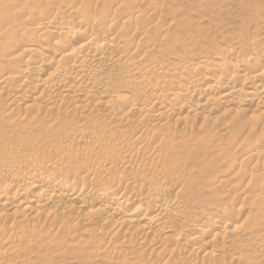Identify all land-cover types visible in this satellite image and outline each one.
<instances>
[{"label":"bare ground","instance_id":"1","mask_svg":"<svg viewBox=\"0 0 264 264\" xmlns=\"http://www.w3.org/2000/svg\"><path fill=\"white\" fill-rule=\"evenodd\" d=\"M209 4L0 0V264H264V11Z\"/></svg>","mask_w":264,"mask_h":264},{"label":"rangeland","instance_id":"2","mask_svg":"<svg viewBox=\"0 0 264 264\" xmlns=\"http://www.w3.org/2000/svg\"><path fill=\"white\" fill-rule=\"evenodd\" d=\"M217 1V5L209 4L202 9L193 10L190 7L187 8L189 21L196 23V30L190 32L187 36H190V39H195V37L207 34L211 31L213 25H217L219 29L221 28V32L214 37L215 44L213 46L221 49L230 45L228 43L229 36L236 34V36L241 37L247 34L254 24H258L257 13L264 11V0ZM231 45L237 46L235 43ZM89 228L86 227L85 230ZM87 236L88 233L85 232L79 244L72 246V248L70 246L61 254H55L49 264H88V262L85 263L89 252L86 243ZM104 242H107V239Z\"/></svg>","mask_w":264,"mask_h":264}]
</instances>
